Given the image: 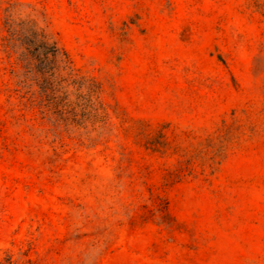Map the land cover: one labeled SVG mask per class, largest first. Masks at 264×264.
<instances>
[{
  "label": "rangeland",
  "instance_id": "rangeland-1",
  "mask_svg": "<svg viewBox=\"0 0 264 264\" xmlns=\"http://www.w3.org/2000/svg\"><path fill=\"white\" fill-rule=\"evenodd\" d=\"M0 264H264V0H0Z\"/></svg>",
  "mask_w": 264,
  "mask_h": 264
},
{
  "label": "trees",
  "instance_id": "trees-1",
  "mask_svg": "<svg viewBox=\"0 0 264 264\" xmlns=\"http://www.w3.org/2000/svg\"><path fill=\"white\" fill-rule=\"evenodd\" d=\"M31 31L38 36V46L42 48L43 54L48 58L51 56V59L54 61L55 67L57 70L58 68L63 67V69L67 66L68 60L66 55L62 53L58 47H56L54 42H50L49 39L46 37L45 34L39 33L32 25Z\"/></svg>",
  "mask_w": 264,
  "mask_h": 264
}]
</instances>
